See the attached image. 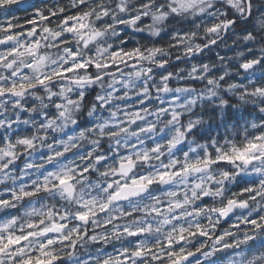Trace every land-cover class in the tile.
I'll return each mask as SVG.
<instances>
[{"label":"clouds","instance_id":"9594fccd","mask_svg":"<svg viewBox=\"0 0 264 264\" xmlns=\"http://www.w3.org/2000/svg\"><path fill=\"white\" fill-rule=\"evenodd\" d=\"M0 264H264V0H0Z\"/></svg>","mask_w":264,"mask_h":264}]
</instances>
